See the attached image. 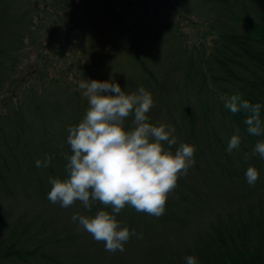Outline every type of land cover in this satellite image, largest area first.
I'll list each match as a JSON object with an SVG mask.
<instances>
[{"label":"trees","instance_id":"1","mask_svg":"<svg viewBox=\"0 0 264 264\" xmlns=\"http://www.w3.org/2000/svg\"><path fill=\"white\" fill-rule=\"evenodd\" d=\"M85 78L143 86L150 122L196 148L164 215H117L136 233L123 252L71 219L100 205L47 198L49 178L66 175L67 129L88 107ZM234 94L264 119V0H0V264H264V159L244 158L264 137L225 108ZM237 128L242 143L228 153Z\"/></svg>","mask_w":264,"mask_h":264},{"label":"clouds","instance_id":"2","mask_svg":"<svg viewBox=\"0 0 264 264\" xmlns=\"http://www.w3.org/2000/svg\"><path fill=\"white\" fill-rule=\"evenodd\" d=\"M78 88L88 107L78 124L67 129L69 151L63 153L66 175L50 177L47 198L53 204L69 208L79 202L91 213H74L78 227L102 242L110 253L123 252L135 230L121 226L117 215L126 207L159 218L165 213L169 193L177 187L178 177L185 176L194 163L196 148L179 142L175 128L168 123L150 122L155 104L143 86L132 92L112 79H81ZM231 113L243 112L249 135L264 137V119L260 103H250L240 95L225 100ZM130 121V122H129ZM242 143L237 128L227 142L226 151L238 150ZM63 147V145H61ZM264 159V139H258L251 153ZM51 156L37 159V167H47ZM249 186L259 179V171L249 166L245 172ZM185 264H199L195 255L185 257Z\"/></svg>","mask_w":264,"mask_h":264},{"label":"rangeland","instance_id":"3","mask_svg":"<svg viewBox=\"0 0 264 264\" xmlns=\"http://www.w3.org/2000/svg\"><path fill=\"white\" fill-rule=\"evenodd\" d=\"M187 29H188V30H191V29H189L188 27H187ZM96 39H97V37L94 38V41H95ZM102 44H103V42H102ZM38 203L41 204L40 201H39ZM26 205H27V204H26ZM18 207H20V203L18 204Z\"/></svg>","mask_w":264,"mask_h":264}]
</instances>
